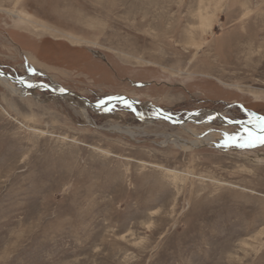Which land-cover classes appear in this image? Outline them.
I'll list each match as a JSON object with an SVG mask.
<instances>
[{
  "label": "rangeland",
  "instance_id": "1",
  "mask_svg": "<svg viewBox=\"0 0 264 264\" xmlns=\"http://www.w3.org/2000/svg\"><path fill=\"white\" fill-rule=\"evenodd\" d=\"M0 70V264H264V0H0Z\"/></svg>",
  "mask_w": 264,
  "mask_h": 264
},
{
  "label": "bare ground",
  "instance_id": "2",
  "mask_svg": "<svg viewBox=\"0 0 264 264\" xmlns=\"http://www.w3.org/2000/svg\"><path fill=\"white\" fill-rule=\"evenodd\" d=\"M210 25V23H209ZM2 71L0 70V75H1ZM0 81L2 83H4L6 86H8L10 89L14 90V91H18V88L15 84V81L11 78H9L7 75H1L0 76ZM22 85L25 86V84L23 83ZM45 87H48L49 85H43ZM27 89H30L32 87H26ZM56 94L58 95H61L63 97H67L68 95H72V93L68 92V91H63L61 89H55L54 91ZM82 99V98H81ZM116 99H120V100H124V101H127L128 98L126 97H118ZM84 100V99H83ZM133 101H136V103H139L142 105V103L139 101V100H133ZM126 104H129L131 105L132 107H135V104L129 100L127 101ZM85 107L87 108H91L93 110H101V107H99V105H96V106H93V105H88L85 104ZM152 107H155L154 105ZM108 107L106 108H102V109H107ZM157 109L159 112H155L154 114L160 116L161 119L165 120V121H171V122H174V123H177L179 124L181 127H185L186 123L190 122V121H195V122H210V121H213V120H218V121H221V123L223 124H228V120L223 116V114H219V113H216L214 111H204V112H201L200 114H197L195 117L193 118H188V121L187 122H184L182 119H175L174 117H170L168 114H165L162 110L158 109V108H155ZM261 119L260 118V122H261ZM255 122V121H254ZM253 122V123H254ZM252 123V122H251ZM240 126H242L244 128V133H246V135L249 137V133L251 132L254 136H261V135H264V131H261V128H260V124L257 125V124H250V123H238ZM186 128V127H185ZM247 137V138H248ZM230 140H236V136H229ZM235 138V139H233ZM185 146V145H184Z\"/></svg>",
  "mask_w": 264,
  "mask_h": 264
},
{
  "label": "water",
  "instance_id": "3",
  "mask_svg": "<svg viewBox=\"0 0 264 264\" xmlns=\"http://www.w3.org/2000/svg\"><path fill=\"white\" fill-rule=\"evenodd\" d=\"M1 75H7L9 78L13 79L16 83H18V84H20V85L23 84V79H20V78H17V77H13L12 75L7 74V73H4V72H2ZM1 75H0V76H1ZM42 85H45V84H41V86H42ZM79 97L82 98V99H84V101H85L86 103H88V105L96 106V104H97V103H92V102H90L88 99L83 98V97H81V96H79ZM129 100L133 101V100H138V99H135V98H128L127 101H129ZM127 101H124V100L122 101V100H120V99H116V98H114V99H111V100H109V101H105V103H103L100 107H101V108H106V107H109V106H114L115 104H118V103H119V104H126ZM155 108H158V107L155 106ZM158 109H160V108H158ZM161 110H162V109H161ZM217 112H218V111H217ZM218 113H220V112H218ZM196 114H197V112H194V113H192L191 115L193 116V115H196ZM220 114H221V113H220ZM191 115H189V116H191ZM189 116H188V117H189ZM188 117L184 118L183 121H184V122H187V121H188ZM168 122L171 123V124H173V125H179V124L174 123V122H171V121H169V120H168Z\"/></svg>",
  "mask_w": 264,
  "mask_h": 264
},
{
  "label": "snow or ice",
  "instance_id": "4",
  "mask_svg": "<svg viewBox=\"0 0 264 264\" xmlns=\"http://www.w3.org/2000/svg\"><path fill=\"white\" fill-rule=\"evenodd\" d=\"M260 128H261V131H264V118L261 119V122H260ZM235 139V138H233ZM261 143V144H264V135H261V136H254L251 132L249 133V139L248 141L246 142L248 145H254L255 143Z\"/></svg>",
  "mask_w": 264,
  "mask_h": 264
}]
</instances>
